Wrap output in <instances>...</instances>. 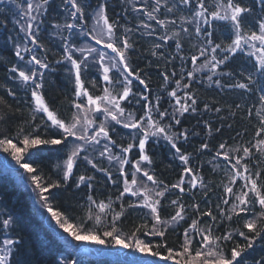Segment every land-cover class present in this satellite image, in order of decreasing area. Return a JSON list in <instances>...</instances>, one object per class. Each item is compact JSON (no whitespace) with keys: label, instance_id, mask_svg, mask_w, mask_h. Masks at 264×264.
<instances>
[{"label":"snow or ice","instance_id":"snow-or-ice-1","mask_svg":"<svg viewBox=\"0 0 264 264\" xmlns=\"http://www.w3.org/2000/svg\"><path fill=\"white\" fill-rule=\"evenodd\" d=\"M5 0H0V3H4ZM9 3H13L21 11L20 20L16 23L20 24V31L25 33L24 43L14 44V53L20 61H25V53L30 54V59L26 61V65L31 66L26 69L13 65L8 69L13 74L14 79H18L21 85L30 93L31 97V120L36 121L37 115L40 116L41 121L45 127L49 130H55L54 133L48 136H41L40 132L33 131L24 134V129L21 127L17 132L16 143L12 138L4 137L0 139V148L4 152L8 153L12 159L19 165V168L23 169L25 173L29 174L31 184L34 185L33 191L39 197L42 202L41 206L46 208L51 216V219L56 222L63 232L67 233L72 240L77 242H92L97 245L114 244L121 248H133L134 251L144 254L145 256H151L153 258L159 257L165 264L171 261L172 264H247L243 254L253 247L254 241L257 238H264V168L259 166H250V161L254 157L252 151L253 148L257 152L264 156V138L257 139L255 144L249 142V147H243V155H232L229 151H223L226 149V143L219 144V150L216 151L215 157H222L226 162L223 171L228 177L227 183L221 182L217 187H222L223 194L220 198V203L214 205L215 211L212 207H208L205 210L200 208V204L195 202L191 205H185L181 202V197H177L171 201V206L174 209V214H170L166 219L161 215L162 200L165 198V194L173 190H179V193H185V177L187 179L188 190L196 189L199 185L203 189V196L208 197L209 192L212 191L210 187L197 172H194L190 167V154L182 151L178 146V141L183 138L187 139V130L183 132H173V124H162L161 121L165 117L169 116L168 110L160 111V101L157 98L153 103L149 96L144 95L142 92L138 93L139 99L136 103L143 102L144 115L136 117L132 112H126L125 107L122 106V101L129 100L132 95L133 79L139 81L145 89H148V84L145 79L141 78V72L132 68L130 64L129 52L133 48V43L130 41L128 33L132 29L125 28L124 34L117 38L118 24L116 21H111L107 15V5L104 2L98 4L94 9L95 25L93 28L85 33V36L95 41L96 45H102L104 49H110V55L107 51H101L94 46H83L76 48L70 44L65 37V43L63 46L64 56L61 60H57V63L67 61L70 63L69 72L73 77L74 82V99L71 101V108L73 109L70 117H63L59 110L52 107L49 102L46 101L43 89L44 75L43 71L39 69H48L49 63L47 57L42 60L34 53V49L29 47L35 45L38 48H43L44 45L40 43L39 28L37 21L40 15L46 11L47 5L50 0H38L33 3V0H27L26 8H21V5L17 3V0H8ZM64 4H70L71 9L70 17L73 21L79 20L86 25L85 9L79 3V0H63ZM179 5L190 6L192 0H178ZM257 3L264 6V0H257ZM162 6V0H154L150 11L143 9H135V11H144V15L149 21L154 20L161 28H167L168 24H176V20H161L158 19L155 13L159 12ZM164 6L167 12L171 13L176 10V5L167 7V0H164ZM3 11V9H0ZM245 14L249 16L252 14L251 7L242 4L239 0H214V10L209 11V7L206 6L205 0H195V9L192 11L191 18L180 17L181 29L187 33L189 29L183 27L184 23L195 24L196 36H201L202 28L201 23L212 27L213 21H223L230 27L232 38L231 42L222 46V43L213 44L211 37L212 32L203 30V34L208 37L206 43L210 47H201L199 50V56H205L209 51L212 53L210 59H206L200 66L202 68H209L212 75L216 74V70L220 65H224L226 61L234 57L237 53H245L249 57L255 58L253 64V70L259 72L261 77H264V16L259 20L253 18L254 23L258 25V31L252 30L247 26L245 20ZM77 25L75 23L67 22L64 25L56 24L55 28H65L69 31L74 29ZM142 27L145 29L151 28L148 23H142ZM152 33L149 32V35ZM180 33L173 31L171 36L162 35L160 39L167 41L175 39L176 48H181L179 40ZM119 39V42L117 40ZM161 44L154 45V49L161 48ZM226 53L223 58H217V50ZM80 53L79 58H74L75 53ZM156 51L152 52V55H156ZM162 55V54H161ZM92 57V60H89ZM199 57L192 56V64L195 66ZM90 68H95L101 75L102 80L107 85L102 90V95H96L89 91L85 85L83 79L84 73ZM115 69L118 76L112 73ZM193 71H199L198 68ZM175 75V73H173ZM189 78H193V72L187 73ZM212 75H209L208 80L210 83H215L218 87L221 85V80H212ZM222 76L233 75L232 72H223ZM244 76V73H241ZM164 80L167 81L169 77L164 75ZM183 78V77H182ZM247 82H235L226 85L231 88H238L243 90H249L250 85L255 84L253 72H249L246 76ZM92 88H96V81H89ZM177 89L181 87V81H175ZM119 86V91L115 92L116 86ZM184 89H189L190 85L185 83ZM261 91H264L262 89ZM8 96H14L15 92L12 89L7 90ZM175 101L171 105V119L175 124H180L181 120L177 117V113L183 116L185 113L191 111L196 113L198 111V101L194 94L189 91H185L183 96L177 94V90L173 89L168 93ZM262 104H264V95L259 97ZM0 105L7 106V102L3 96H0ZM10 107V106H8ZM237 108L240 105H236ZM205 111H211L212 109L208 104H204ZM215 111L219 113L221 109L215 108ZM153 113H157L159 119H157ZM251 114V110H249ZM257 116L260 117V124L258 130L255 132L256 137L264 136V116L258 111ZM101 117H103L101 119ZM7 118V113L0 115V121ZM110 122H114L115 125H121L125 129H131L135 131V135L131 137L126 146L123 142H118L111 136V131L114 130ZM205 125L208 128V134L211 135V125L205 121ZM39 127V125H36ZM220 131L219 128L216 129ZM22 136V139L20 138ZM150 137H162L175 150V155L182 162L183 168L179 180L174 184H165L162 180H158L150 167H144L143 165L151 166L153 164L152 157L146 152V144ZM22 145V146H18ZM38 146H53L58 149L66 150V158L62 163H58L56 168L58 170L59 178L52 180L46 179L44 176L38 173L31 163L25 162V153H28L30 149H36ZM99 146V148H98ZM119 147L118 153L113 149ZM208 143H202L201 149H208ZM133 149H138V159L130 160L129 154ZM98 151L100 158L107 159L109 164L115 163L117 166V172L119 177L123 178V189L116 197V201H123L125 194H129L133 197H137L136 202L129 201L127 205L122 202L119 205L120 210L115 211L113 208V201L109 198L105 203L97 201L92 195H88V216L87 219L94 220L95 225L102 224V217L112 214L110 225L106 227L101 235L93 229H85L82 226H76L72 222V218L67 216L64 212L56 210L54 211L49 203L50 190L66 188L68 182L73 180L76 188H80L84 185L88 189H92V181L94 176L87 174L76 175L75 169H77L81 163L90 165L91 169L105 174L107 179L113 184H117V179L113 178V174L109 168L100 166L99 161L95 160L90 152ZM132 168L131 178L125 169V166ZM138 174L146 178V181L151 182L152 187H149L144 180L138 178ZM205 203H207L205 201ZM259 206L260 211L256 213L255 206ZM228 206V207H224ZM190 207L193 210V216L189 217L187 208ZM148 209L146 214L151 218V226L147 221L138 225L135 231L128 235H123L117 227V222L122 216L125 215L128 209ZM93 209H96L93 214ZM253 213L252 218L244 219L243 229H247V232L239 229H233L232 231H225L221 235H217L219 227L224 220L232 221L233 217L238 220L243 219L242 213ZM210 218V223L201 226L203 221L201 218ZM223 218V219H221ZM191 219V223L183 230V242L179 245V250L169 246L164 239L166 233L169 230L175 231V226L179 225L181 221H187ZM14 223L11 216L5 218L0 222V226L4 229H8L9 226ZM143 229H147L144 232L145 235L160 237L161 241L153 244L151 241L139 239L137 233H140ZM234 234L243 237L247 243L241 245L235 243L230 250H226L227 242L233 241ZM131 243H128V240ZM20 242L18 240L5 239L3 246L0 247V264H10L9 257L13 254V248ZM194 245H199L194 247ZM56 264H78V261L73 259L70 262L60 259L56 261ZM137 264H151L148 260L138 261Z\"/></svg>","mask_w":264,"mask_h":264},{"label":"trees","instance_id":"trees-1","mask_svg":"<svg viewBox=\"0 0 264 264\" xmlns=\"http://www.w3.org/2000/svg\"><path fill=\"white\" fill-rule=\"evenodd\" d=\"M101 2L107 5L106 11L110 22L116 21L118 24L116 33L118 37L124 34L125 28L132 29L128 33L130 41L133 43V48L129 52L130 64L133 69L141 72V78L145 79L148 84V89H145L138 80L133 79L132 95L129 100L122 101L121 103L125 107L126 112H132L136 117L144 115L143 102L140 104L136 103V100L139 99L138 93L141 92L149 96V99L153 103L159 98L160 111H164L169 102L167 98L168 93L175 88L176 80H180L182 86L185 83L189 84L190 88H183L184 92H191L198 101V111L196 113L189 111L183 116H177L181 120V123L178 125L174 121H170V119L165 124H173V132L187 130V139L181 138L177 142L178 146L181 147L182 151L190 154L189 166L193 168L194 172H197L204 178L205 182L212 187V191L209 192L208 197L203 196V189L199 185L196 189L189 191L187 185L188 177H185V193L181 194L179 190L166 193L165 198L162 200L161 215L167 219L170 214H174L171 201L177 199L178 196L181 197V202L185 205L198 202L202 210L212 207L215 211L214 205L220 203V198L223 194L222 187L217 186L222 181L224 183L228 181V177L223 171L226 162L223 158L214 159L216 151L219 150V144L226 143V149H229L232 155H243L242 148L249 147V142L255 144L257 139L264 138V136H255V132L258 130L260 124V117L257 116V112L259 111L264 116V104L259 99L261 95H264V91H261L264 89V77H261L259 72L253 70L255 62L252 57H249L245 53H237L226 61L224 65L219 66V74L213 78V81L217 79L221 80L219 87L215 83H210L204 77V74L191 79L186 77L192 65V56H197L201 47H210L206 43L208 37L205 38V41H201L200 39L197 41L193 24L186 23L183 27H187L189 31L187 33H180L181 48L177 50V41L175 39L162 41L160 36H171L173 28L175 26L178 27L181 23V16L191 18L192 11L195 9V0H192V4L187 7L179 5L178 0H167V7H172L175 4L176 10L167 13L166 7L162 5L159 12L156 13L158 19L165 20L166 15L169 14L171 20H176V24H168L167 28H161L154 20L149 21L144 17L143 10H146V7L149 10L152 8L150 0H131V4L129 5L124 0H79V3L85 9L87 24L91 13ZM239 2L251 7L252 14L250 16L245 14V20L248 22V27L258 31V25L254 23L253 18L259 20L264 16V6L257 3V0H239ZM205 3L209 7V11L214 10V0H205ZM141 4L144 7L140 8ZM45 7L46 11L40 15L38 27L40 43L44 47L37 48L34 53L42 60L46 56L49 68L41 70L37 66V70L45 73V87L42 91L45 94L46 101L52 107L58 109L63 117L67 118L71 116L73 111L71 101L74 99V82L66 65L67 62L57 63V60H61L64 56V51L62 42L55 37L54 31L57 28L54 25L65 23V12L68 7L67 4H64L63 0H50L49 5ZM134 8L143 10L135 11ZM0 9H3V11H0V96H3L7 102V106L0 105V115L5 114V112L7 113V118L0 121V139L7 136L12 138L13 142L16 143L17 132L21 127L24 129V134L38 131L41 136L46 137L54 133L55 130H49L45 127L40 119L42 114L37 115L36 121L31 120L32 103L30 93L8 71L13 65L24 69L30 67L26 65L28 57H25V61H20L15 57L14 44L19 42L22 37L19 24L16 23L17 15L14 5H9L5 2L0 3ZM76 22L79 23L80 21L76 20ZM142 23L150 24L151 28H143ZM205 29L213 33L211 37L213 44L222 43V46H224L231 42L232 33L226 22L213 21L212 27L205 25L202 32ZM149 32L152 34L149 35ZM71 43L74 45L79 44L76 39ZM156 44H161L162 47L154 49V45ZM153 51L157 53L155 56L152 55ZM225 54L219 49L216 53L218 59L223 58ZM94 69L90 68L84 73L83 79L90 92L101 95L103 88L107 85L103 82L98 71ZM229 71L233 73L231 77L221 75V73ZM242 72L244 73L243 77L241 76ZM249 72H253L256 81L255 84L250 85L249 90L226 86L235 82H247L246 76ZM113 74L118 76L115 72ZM164 75L169 77L167 81L164 80ZM92 80L96 81L95 89L89 83ZM8 89H12L15 95L8 96ZM119 90V86L117 85L114 94ZM204 104H208L212 110L205 111ZM236 105H240V107L237 108ZM217 107L221 109L219 113L215 111ZM249 110H251V114H249ZM205 121L211 125V135L208 134ZM36 125H39V127H36ZM112 127L114 130L111 131V136L118 142H123L125 146L131 137L136 134L122 126L112 124ZM217 128L220 129L219 132L216 131ZM20 138L22 139V136ZM202 143H208V149H201ZM115 149L120 150L117 147L113 151ZM252 151L255 155L250 161V166L264 168V156H261L255 148ZM0 152L7 160L9 154L4 152L2 148H0ZM146 152L152 157L153 164L151 166L146 164L143 166L150 167L158 180H162L165 184L169 185L179 180L183 168L182 162L176 157L174 154L175 150L171 148V145L165 139L162 137H150L146 144ZM90 154L95 160L99 161L100 166L110 169L113 178L118 181L117 184L109 181L104 173L91 169L90 165L81 163L74 171L77 176L80 174L94 176L95 179L91 182L93 185L92 189H88L84 185L76 188L73 178V180L68 182L66 188L50 190V193L46 195H49V203L53 210L64 212L72 218L74 225L82 226L85 229H93L101 235V238L110 239L103 237L102 233L110 225L112 214L109 213L107 216H103L101 225H95L94 220L87 219L88 195H92L97 203L100 201L107 203L109 198H111L115 201L113 204L115 211L120 210V203L123 202L126 206L129 201L136 202L138 199L125 194L123 201H116V197L123 189V178L119 177L117 166L115 163L109 164L107 159L100 158L98 151L94 154L90 152ZM24 158L25 162L31 163L37 168L40 175L46 179L56 180L59 178L56 165L62 163L63 159L66 158V150L53 146H38V148L30 149L28 153H25ZM129 159H138V149H133L129 154ZM13 162L15 161L13 160ZM125 169L128 175H130L132 168L126 165ZM16 176L17 173L9 168V164L7 166L6 163L4 164L0 160V222L9 216L14 220V223L8 229L0 226V247L3 246L5 239L18 240L20 242L13 248V254L9 257L10 264H56V261L60 259L68 262L75 259L78 261V264H137L129 260L112 259L104 253L95 254L85 244L72 248L71 244L61 237L62 233L56 230L57 233L52 228H57L58 225L51 219L50 214L45 211L46 209L44 210L46 214H44L43 210L42 212L39 210V207H42L39 203V197L38 199L37 197L35 198L29 186L17 180ZM30 185L32 186L31 182ZM186 210L189 217L194 215L190 207ZM96 211L98 210L93 209V214ZM148 211V209L140 208L128 209L125 215L117 222L120 232L123 235H128L145 221L148 222L150 227L151 218L146 215ZM254 211L256 213L260 211L258 205L255 206ZM241 216L243 219L238 220L236 217H233L232 221L224 220L216 234L221 235L225 231L239 229L251 235L247 232V229H243L242 225L244 219L252 218L253 213H242ZM201 219L203 221L201 226L211 222L208 217ZM190 223L191 219H187L186 222L181 221L179 225L175 226V231L169 230L166 233L164 239L169 246L179 250V245L183 242V230ZM261 223H264V221H261ZM146 231L147 229H143L140 233H137L139 239L146 242L151 241L153 244L161 241L160 237L145 235L144 232ZM75 243L78 242L75 241ZM235 243L246 245L247 241L243 237L234 234L233 241L227 242L226 250H230ZM112 245L114 244H106L103 247L107 249L105 251H109ZM198 246L194 245V247ZM243 257L247 264H264V238H257L254 241L253 247L248 249L243 254Z\"/></svg>","mask_w":264,"mask_h":264},{"label":"rangeland","instance_id":"rangeland-1","mask_svg":"<svg viewBox=\"0 0 264 264\" xmlns=\"http://www.w3.org/2000/svg\"><path fill=\"white\" fill-rule=\"evenodd\" d=\"M139 1H142V0H139ZM150 1H151V4L153 5L154 0H150ZM36 2H38V0H33V3H36ZM124 2H125L127 5L131 4V0H124ZM5 3H8L9 5L13 4V3H9L8 0H5ZM17 3H19V4L21 5V8H26L27 0H17ZM13 5H14V9H15V11H16V15H17L16 18H17V21H18V20H20V17H21V11H20L19 8L16 7L15 4H13ZM162 5H164V0H162ZM67 7H68V8L66 9V12H65V23H67V22H71V23H75L77 26H76L74 29H72L71 31H69V30H67V29H65V28L55 29V31H54L55 37H56L60 42H62V45L64 46V43H65L64 38L66 37L69 43H70L71 40H75V39H76V40L78 41V43H79V45H78L77 48H79V47H83V46H87V45H90V46H94V47L99 48L101 51H107L110 55H114V54L111 53V50H110V49H107V50H106V49L103 48L102 45H96V44H95V41H93V40H91L90 38H88V37L85 36V33L88 32V31H90V30L93 28V26L95 25V20H94V18H93V17H94V11H93V12L91 13V15H90V20H89L88 24H87V25H83V23H82L81 21H80L79 23H77L76 21H73V20L71 19V17H70V12H71V11H74V10L71 9L70 4H67ZM141 7H144V6L141 4V5H140V8H141ZM137 9H138V8H137ZM146 10L150 11L149 9H147V7H146ZM166 11H167V10H166ZM143 13H144V12H143ZM167 13H169V12H167ZM155 15H156V13H155ZM166 16H167V17H166L165 20H171L170 17H169V14H167ZM144 17H146V16L144 15ZM146 19H147V17H146ZM163 20H164V19H163ZM20 23L22 24V23H23V20H20ZM39 23H40V17H39V20L37 21V25H38V27H39ZM65 23H64V24H65ZM155 23H156V22H155ZM64 24H60V25H64ZM184 24H186V23H184ZM184 24H183V25H184ZM180 25H181V23L178 25V27L175 26V27L173 28V31H175V32H179V33H183V31H182ZM205 25H206V24L201 23L200 26H201L202 29H204V26H205ZM193 27H194V32H195V24H193ZM19 30H20V24H19ZM20 32H21V31H20ZM24 35H25V33L21 32V37H22V39L18 42V43H20L21 45H23V43H24V40H23ZM186 35H187V34H186ZM186 35H185V36H186ZM205 38H206V36L203 34V32L201 33V36H199V37L196 36V40H197V41H199V39H200L201 41H205ZM28 46H29V47H32V48L34 49V52H35V50L38 48V47L35 46V45H31L30 42H29V45H28ZM246 52H247V49H246ZM24 55H25V57H28V59H30V54L25 53ZM75 55H77L78 58L80 57V53H78V52L75 53ZM211 55H212V53H211L210 51H209L208 53H206L205 56H199V54H197V56H198L199 58L197 59L195 66L192 64V65H191V68H190V70H189V72H190V71L193 72V77H198L199 75L204 74V77H206V79H208L209 75H212V73H211V71L209 70V68H202V67H200V66L205 62L206 59H210V56H211ZM89 60L91 61V60H92V57H89ZM69 65H70V64H69ZM69 65H68V66H69ZM30 67H31V66H30ZM35 67H36V66H35ZM69 67H70V66H69ZM194 67H195V68H198L199 71H193ZM36 68H37V67H36ZM94 70H95V69H94ZM218 74H219V73H218V69H217V70H216V74H215V75H212V80H213V78L216 77ZM186 77L189 78L187 74H186ZM132 79H134V78H132ZM190 79H191V78H190ZM60 85H61V84H60ZM60 85H59V87H60ZM62 87H63V86H62ZM174 89L177 90V94H178L179 96H183L184 90H183L182 83H181V87H180L179 89H177V85L175 86ZM167 98L169 99V102L167 103V107H166L165 110H168V112H169V116L165 117V119H164L163 121H161L162 124H165L166 121H167L168 119H170V121H172V119H171V112H172L171 105H173V104L175 103V101H174V99H173L172 97H170L169 95L167 96ZM153 115H154L157 119H159L157 113H156V114H153ZM177 116H179L178 113H177ZM102 118H103V117H101V119H102ZM170 121H169V122H170ZM110 123H111V125L114 124V122H110ZM114 125H115V124H114ZM118 126H121V125H118ZM128 131L135 133V131H134V130H131V129H129ZM98 148H99V146H98ZM119 151H120V150H117V149L114 150V152H119ZM224 151H229V149H226V150L224 149ZM96 152H97V151H96ZM96 152H92V154H94V153H96ZM233 152H235V151H233ZM233 152H232V153H233ZM220 158H222V157H220ZM0 160H1L4 164L6 163L7 166H8V164H9V168L17 173V176H16V177H17V180L26 183V184L29 186V188H30V190H31V192H32V194H33V196H34L35 198L37 197V199H38L37 194L33 191L34 185H32V186L30 185V182H31V181H30V179H28V174L25 173L23 169L19 168V165H17L16 162H13L12 157L9 155L8 158H7V160H6V159L2 156V153L0 152ZM132 171H133V170H132ZM132 171H131V173H132ZM131 173H130V175H129V179L131 178ZM138 178L144 180L145 183H147L149 187H152L151 182L146 181V178L142 177V175L138 174ZM132 197H133V196H132ZM133 198L138 199L137 197H133ZM39 203L41 204L42 202L39 201ZM39 208H40L39 210H40L41 212H42V210H43L44 214H46V212L48 213V211H47L46 208H43V209H42V207H39ZM45 209H46V210H45ZM44 210H45L46 212H45ZM53 223H54V222H53ZM53 223H52V224H53ZM50 224H51V223H50ZM53 225H54V224H53ZM52 228L55 230V232L58 231V232L62 233V234H61V237H62L65 241L67 240V242L71 244L72 248L77 247V245L82 246L83 244H85L86 246L88 245V247H89L88 249H89L90 251H92L93 253H95V254H101V253H104V254L109 255L112 259H121V260H125V261L129 260V261H132V262H135V263H137L138 261H142V260H148V261L151 262V264H165V262L162 261V260H160L159 257H155V258H153V257H151V256H145V255L142 254V253H139V252L134 251L133 248H121V247L118 246V245H112V246L109 248V249H110L109 251H105V250H107V249H106L105 247H103V245H97V244L92 243V242H78V243H75V241L72 240L71 237H70L67 233L63 232V230L60 229L59 226H57V228H55V227H52ZM56 230H57V231H56ZM58 232H57V233H58ZM76 242H77V241H76ZM128 243H131V241L129 240ZM167 264H172V262L169 261V262H167Z\"/></svg>","mask_w":264,"mask_h":264}]
</instances>
